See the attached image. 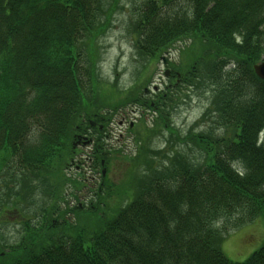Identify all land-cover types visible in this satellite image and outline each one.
Listing matches in <instances>:
<instances>
[{
	"label": "trees",
	"instance_id": "16d2710c",
	"mask_svg": "<svg viewBox=\"0 0 264 264\" xmlns=\"http://www.w3.org/2000/svg\"><path fill=\"white\" fill-rule=\"evenodd\" d=\"M119 1L0 0V215L11 207L21 216L16 238L0 235V264H264V241L242 260L222 248L232 230L264 214V79L253 70L264 58V0H145L128 21L142 68L128 89L114 81L106 91L96 39ZM180 41L173 68L188 89L146 96L142 70ZM202 89L210 92L195 123L203 128L181 134L168 115L188 90ZM130 103L157 116L136 137L143 142L122 182L100 170L95 200L59 206L68 182L84 180L62 170L76 135L94 130L102 168L108 116ZM159 126L165 145L150 147L144 139ZM10 161L21 172L3 176ZM39 203L34 221L25 211ZM98 212L90 230L84 218Z\"/></svg>",
	"mask_w": 264,
	"mask_h": 264
},
{
	"label": "rangeland",
	"instance_id": "374dc122",
	"mask_svg": "<svg viewBox=\"0 0 264 264\" xmlns=\"http://www.w3.org/2000/svg\"><path fill=\"white\" fill-rule=\"evenodd\" d=\"M145 0H120L118 6L112 12L110 24L106 30L96 39V45L98 47V67L100 75L103 80H106V84H103L104 89L108 91L110 83L116 81V86L119 89H128L133 85V80L138 70L142 68V64L145 60L138 58L133 46V36L129 32V17L133 9L138 11ZM186 41L177 42L176 46L166 50L158 58H155L149 64L148 67L142 70L141 77H147V84L142 85L145 95L153 97L159 91L172 93L177 91L180 94L185 93L188 89L187 82H183V74L181 68H173L174 63H178L180 60L178 51ZM165 59V61H163ZM183 60V59H182ZM181 66L183 63L181 62ZM165 69H168L169 76L164 74ZM180 72V75L176 79L173 71ZM172 71V73H171ZM147 88L149 91H147ZM190 89V88H189ZM189 96H184L182 101H179L171 113L168 115L169 124L174 130H179L181 134H184L189 127H193V131L203 128V123L195 125L199 122V115L208 105L209 90H201L192 92L187 91ZM116 96H112V100H115ZM153 103V102H151ZM112 107V106H111ZM108 110V109H106ZM111 112V111H110ZM157 116V111L144 105L137 103H130L118 108L110 116L107 121L103 143L104 147L109 150L108 160L106 164L101 166L93 162V129L88 133L78 135V138L74 139V146L70 154L66 158L65 168L62 170L68 171V174L72 177L84 178L80 187L73 188L72 182H68L69 187L64 188V195L60 199L59 206L63 207L67 202V206L71 207L75 203L84 201L87 203L90 198L96 199L94 196L95 185L100 181V170H104L105 176L111 181L119 184L125 177L127 167H129L130 157L137 154L139 146L143 141H137L138 135L142 136L145 131V126L154 127L153 121ZM91 118V117H90ZM93 119V118H91ZM104 126V125H103ZM159 131L151 133L149 137L144 139L150 147L158 148L164 147L166 139L169 135L166 127L159 126ZM172 144H176L178 147H185V143L175 140L173 137ZM189 145L192 144L188 142ZM195 151V150H193ZM130 156V157H128ZM19 162H9V168L2 172L5 173L9 170L19 174L21 172ZM60 169V171L62 172ZM59 171V172H60ZM59 174L52 176L51 181L55 182L59 178ZM3 183L0 182V187ZM3 191H0V194ZM76 195V197H75ZM114 195L112 199H109L111 203H114ZM43 196L40 193L37 194L38 202L43 200ZM116 199V198H115ZM23 205V204H22ZM43 203L34 205L28 211H25L27 216L33 217L36 213L34 221H39L41 218L40 206ZM107 214H110V210H106ZM102 213H91L84 218V223L90 230L94 229L96 224L99 223ZM73 217L71 213L69 215ZM264 214L258 216L251 223L239 226L236 231L230 233V235L224 239L222 248L227 256L234 260L244 259L251 251L256 249L264 241ZM21 216L18 212L9 207L5 211L3 210L0 215V235H4L9 239H14L19 234V225Z\"/></svg>",
	"mask_w": 264,
	"mask_h": 264
},
{
	"label": "water",
	"instance_id": "95a60500",
	"mask_svg": "<svg viewBox=\"0 0 264 264\" xmlns=\"http://www.w3.org/2000/svg\"><path fill=\"white\" fill-rule=\"evenodd\" d=\"M254 71L257 76L264 79V60L260 61L259 63H256L253 65ZM167 73V70H166ZM90 123L94 125L96 122L91 120ZM99 127H102V125H99Z\"/></svg>",
	"mask_w": 264,
	"mask_h": 264
}]
</instances>
